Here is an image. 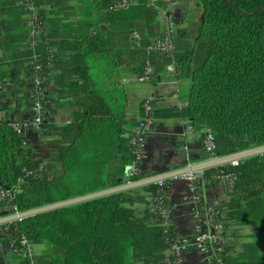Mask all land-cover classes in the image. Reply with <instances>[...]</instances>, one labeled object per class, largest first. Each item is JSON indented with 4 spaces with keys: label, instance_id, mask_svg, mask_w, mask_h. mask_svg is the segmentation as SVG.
<instances>
[{
    "label": "trees",
    "instance_id": "trees-1",
    "mask_svg": "<svg viewBox=\"0 0 264 264\" xmlns=\"http://www.w3.org/2000/svg\"><path fill=\"white\" fill-rule=\"evenodd\" d=\"M89 1L91 9L100 13L97 18L101 22H126L128 25L122 28L128 36L139 24H144L153 36L157 14L153 8L146 7L145 0H137V5L119 12L109 8L120 0H83L87 11ZM5 2L9 5L10 0ZM54 2L47 0L48 5ZM198 5L202 20L195 40L197 52L187 51L175 56L177 78H189L191 82L185 116L193 127L213 133L219 156L263 145L264 0H199ZM9 23L0 16V35L7 29L9 36L13 29ZM14 23L17 25L18 20ZM104 31L103 26L92 28L82 36L97 42ZM141 36V47L145 48L149 41ZM132 46L131 64L143 67L144 50ZM23 55L29 56V51L26 49ZM6 77L0 58L3 111L8 105L2 92ZM80 92L83 96L75 106L81 114L72 125L60 129L70 134L71 140L58 148L46 165V172L51 170L54 175L49 179L44 174L42 180L26 178V183L20 185L19 193L10 202L18 211L114 187L120 178L117 173L113 174L110 165L121 162L123 169L135 160L128 138L123 137L126 95L90 92L88 85ZM40 162L28 141L13 131L11 122L0 118V188H14L23 175L22 169H33ZM226 167L235 173L236 180L229 192L225 220L235 219L239 225L261 223L263 227L255 247L246 248L235 260L225 255V264H264V154ZM143 177L140 174L134 180ZM205 178V189L210 182L215 183L211 173ZM167 184L165 181L91 200L6 224L0 229L8 227L11 232L17 227L31 243L45 242L61 250L62 264H135L136 257L152 250L150 243L156 237L168 245V235L163 229L149 224L150 215L137 220L133 210L135 204H146L142 192L156 191L160 197ZM168 232L171 238H176L172 226ZM145 236L152 242L145 245L142 239Z\"/></svg>",
    "mask_w": 264,
    "mask_h": 264
},
{
    "label": "crops",
    "instance_id": "crops-1",
    "mask_svg": "<svg viewBox=\"0 0 264 264\" xmlns=\"http://www.w3.org/2000/svg\"><path fill=\"white\" fill-rule=\"evenodd\" d=\"M5 1L0 0V16L4 22H10L9 26L13 29L9 32V36L6 35L7 29L6 32L5 29L2 30L0 35V58L3 59V68L7 74L2 92L8 101L7 108L0 114V118L9 122H20L29 116L30 86L27 79L29 60L28 56L23 55L27 49L26 30L23 11L17 5L18 0H14V6L11 2L8 5ZM173 1L176 2L175 15L178 20L176 35L173 38L176 46L175 58L187 51L197 52L195 40L202 20V12L195 0ZM85 3L83 0H55L54 4L48 5L47 0H37L38 6L44 12L47 31L45 37L56 58V66L54 74L46 85L50 110L49 122L41 137L30 135L28 138L29 147L36 157L48 165L55 157L57 149L69 144L71 135L60 132V129L72 125L81 114L75 102L83 96L80 92L82 87L88 85L90 92L106 95L123 92L126 95L123 135L125 139L138 124L142 102L144 100L152 102L155 122L146 137L148 157L140 164L139 172L142 176L147 177L206 160L204 159L206 153L201 145L206 129L193 127L191 120L185 116L190 79L177 78L176 61L172 62L152 55L150 61L153 75L149 80L139 82L137 78L141 75V71L143 72V67L130 62L129 51L133 49V44L127 31L122 28L127 23L101 22L97 18L100 16L98 10L91 9L89 1L87 6L90 7L87 11ZM15 19L18 20L17 25L14 23ZM101 26L105 28V34L100 36L97 42L86 39L88 36H82L90 33L92 28ZM162 29L163 20L157 16L151 32L153 36L148 32L150 36L143 37L151 42L160 37L155 36V33L162 32ZM202 55L201 52V57ZM170 65L174 68L173 72L167 70ZM13 104L16 106L13 107ZM110 167L113 174L117 173L119 178L124 180L126 165L122 169L120 162L112 163ZM219 188L220 183L210 182L206 193L209 197H222L219 201L229 244L227 258L235 260L246 248L255 247L258 240L255 241L253 236L243 238V244L237 249L233 246V231H230L229 227L233 226L232 228L238 230L240 227L250 228L256 225L242 223L239 225L234 220V222L225 220L226 204L230 196L222 194ZM187 194L186 183L180 178L168 180L165 190L161 193L162 200L170 210L175 236L180 239L191 237L194 226L190 204L186 199ZM141 195L145 196L146 204L133 206L137 220L149 214L148 193L142 192ZM252 231L262 233L260 228ZM8 235L0 229V264H17L16 257L7 246ZM156 238L153 243H150L152 241L148 236L142 238L145 245L153 244L152 250L136 257L135 264H176L166 244L162 243L160 238ZM32 246L38 264L54 263V250L47 243L36 242L32 243ZM200 259L197 251L189 249L178 264H201Z\"/></svg>",
    "mask_w": 264,
    "mask_h": 264
},
{
    "label": "built area",
    "instance_id": "built-area-1",
    "mask_svg": "<svg viewBox=\"0 0 264 264\" xmlns=\"http://www.w3.org/2000/svg\"><path fill=\"white\" fill-rule=\"evenodd\" d=\"M137 4V0H120L109 9L114 12L125 11ZM145 4L146 7L156 9L163 14L164 27L161 36L149 42L145 48L141 47L142 36L139 33L132 31L130 34L135 49H142L146 54L143 72L137 78L139 82L147 81L153 75V67L150 61L152 55L174 62V54L176 53L173 39L175 27H177V18L174 15L176 4L172 0H145ZM17 5L25 16L26 46L29 51L27 78L30 86L29 116L23 121L11 122V127L17 135L28 141L30 135L41 137L49 122L50 110L46 85L55 72L56 58L45 37L47 31L44 15L41 13L42 9L38 6L37 0H18ZM167 70L173 72L174 68L170 65ZM2 112L0 106V114ZM154 114L152 102L144 100L141 105V116L138 124L128 136V144L135 160L126 166L125 183L136 181L134 178L140 175V164L147 160L146 137L154 126ZM201 145L207 159L218 156L214 135L211 131L205 130ZM229 165L236 166L237 163ZM226 166L215 168L211 173V179L220 184L221 182L225 183L232 190L236 175ZM22 174L14 188H0V217L20 212L14 205L10 204L11 200L19 193L20 185L26 183V178L43 179L44 174H46V164L40 162L33 169L24 167ZM205 176L207 177L205 172H195L178 177L186 183L188 192L186 199L190 204L191 216L194 221L192 236L189 238L180 239L169 236L168 231L172 226L170 210L161 196L159 197L158 193L152 192L153 201L148 209L150 215L148 222L153 226L160 227L164 234L168 235L167 247L176 264L180 263L181 258L189 249L200 254L201 264H225L224 256L228 253L229 244L224 231L223 211L220 201L216 197H209L206 193ZM3 230L9 234L7 246L16 257L17 264H38L31 241L17 227H13L11 232L8 231V227Z\"/></svg>",
    "mask_w": 264,
    "mask_h": 264
},
{
    "label": "water",
    "instance_id": "water-1",
    "mask_svg": "<svg viewBox=\"0 0 264 264\" xmlns=\"http://www.w3.org/2000/svg\"><path fill=\"white\" fill-rule=\"evenodd\" d=\"M264 154V144L259 146L250 147L241 151L229 153L222 156H217L213 159H207L198 163L188 164L182 168L174 169L171 171H166L158 174H152L150 176L141 178L139 180L125 183L123 179L118 180V185L103 189L97 192L81 195L78 197L70 198L63 201H58L55 203L47 204L37 208L29 209L26 211L19 212L18 214H12L8 216L0 217V226L9 223H17L21 220L41 215L44 213L56 211L59 209L67 208L77 204H82L91 200H96L100 198H106L108 196L119 194L122 192L144 188L153 184H160L162 182L178 178L190 173L195 172H208L206 174L212 173L215 168L238 163L239 161L249 159L252 157L260 156Z\"/></svg>",
    "mask_w": 264,
    "mask_h": 264
},
{
    "label": "rangeland",
    "instance_id": "rangeland-1",
    "mask_svg": "<svg viewBox=\"0 0 264 264\" xmlns=\"http://www.w3.org/2000/svg\"><path fill=\"white\" fill-rule=\"evenodd\" d=\"M173 1V0H172ZM194 1V0H193ZM197 3H199V0H195ZM10 2H11V4H12V6H14V0H10ZM175 4H176V2L175 1H173ZM154 10H156V9H154ZM156 14H157V16H159L162 20H163V14L161 13V12H158L157 10H156ZM174 15H175V13H174ZM24 18H25V16H24ZM178 21V20H177ZM178 23V22H177ZM177 26H178V24H177ZM163 27H164V20H163ZM136 29V32L137 33H139L140 35L142 34L143 36L144 35H148L149 33L146 31V28H145V26H144V24H139L138 26H137V28H135ZM25 30H26V28H25ZM176 30H177V27H175V35H176ZM135 31V30H134ZM146 31V32H145ZM163 33V29H162V32H158L157 31V33H155L156 35L155 36H161V34ZM127 34H129L128 32H127ZM174 35V36H175ZM14 106H16V105H14L13 104V107ZM54 175V172H51V170H50V172L49 173H47L46 172V177L47 178H51L52 176ZM219 189H221V191H222V194H224L225 196L227 195H229L230 193L229 192H231V189H229L227 186H226V184L225 183H222L221 182V184H220V188ZM155 194H156V191L154 192ZM152 194L153 193H149L147 196H148V209L150 208V206H151V203H152V201H153V199H152ZM215 197V196H214ZM229 197V196H228ZM143 198H145V196H143ZM222 198V197H221ZM221 198L219 197V196H217V199L218 200H221ZM226 198L224 197V200H225ZM146 200V199H145ZM233 221V220H232ZM234 221H237V220H235L234 219ZM233 221V222H234ZM233 227V226H232ZM232 227H229V230L230 231H233V237L232 238H234V241L232 240V242H233V246L235 247V248H237L238 249V247H241V244H243L242 242H243V238H251L252 236H253V239L255 240V241H257L260 237L259 236H261V234L262 233H259V231H252V230H255V228H260V229H262L261 227H263V224H261V223H259V224H256V226H250V228H248V227H243V228H241L240 227V229H236L235 227L234 228H232ZM255 227V228H254ZM250 230V231H249ZM237 233V234H236ZM229 240V239H228ZM50 246V248L52 249V250H54V255H53V259H54V263L53 264H62V259H63V252L61 251V250H59V249H57V248H55V247H53V246H51V245H49ZM236 249V250H237Z\"/></svg>",
    "mask_w": 264,
    "mask_h": 264
}]
</instances>
